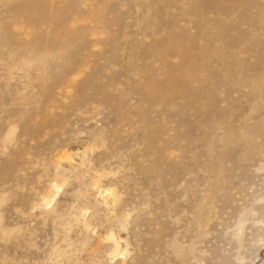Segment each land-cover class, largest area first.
Masks as SVG:
<instances>
[{
  "label": "rangeland",
  "instance_id": "rangeland-1",
  "mask_svg": "<svg viewBox=\"0 0 264 264\" xmlns=\"http://www.w3.org/2000/svg\"><path fill=\"white\" fill-rule=\"evenodd\" d=\"M0 264H264V0H0Z\"/></svg>",
  "mask_w": 264,
  "mask_h": 264
}]
</instances>
